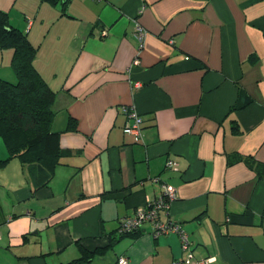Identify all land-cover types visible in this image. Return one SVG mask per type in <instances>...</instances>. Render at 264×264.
I'll use <instances>...</instances> for the list:
<instances>
[{
  "label": "crops",
  "instance_id": "0c3cea01",
  "mask_svg": "<svg viewBox=\"0 0 264 264\" xmlns=\"http://www.w3.org/2000/svg\"><path fill=\"white\" fill-rule=\"evenodd\" d=\"M0 10L37 48L67 151L46 185L17 158L0 167V264H169L183 255L177 233L154 236L148 221L134 236L117 230L162 183L176 196L159 217L182 225L195 258L264 264V0H0ZM11 55L0 48L7 80ZM129 105L139 142L122 130Z\"/></svg>",
  "mask_w": 264,
  "mask_h": 264
},
{
  "label": "trees",
  "instance_id": "16d2710c",
  "mask_svg": "<svg viewBox=\"0 0 264 264\" xmlns=\"http://www.w3.org/2000/svg\"><path fill=\"white\" fill-rule=\"evenodd\" d=\"M0 48L12 50L10 67L15 76L14 81L0 76V138L7 150V156L0 159V167L17 158L38 185H46L60 158L67 153L59 144V131L52 129L55 91L34 66L37 48L22 30L9 23L7 13L1 10ZM75 127V120L70 119L66 129ZM261 167L264 164L255 166L258 174L264 175ZM139 229L119 232V236H134ZM111 245L93 251L82 250L81 256L72 263L89 260Z\"/></svg>",
  "mask_w": 264,
  "mask_h": 264
},
{
  "label": "built area",
  "instance_id": "2783aa9c",
  "mask_svg": "<svg viewBox=\"0 0 264 264\" xmlns=\"http://www.w3.org/2000/svg\"><path fill=\"white\" fill-rule=\"evenodd\" d=\"M135 31L139 38L145 32V29L136 21ZM107 33L106 29L101 30V35ZM134 62H137L135 56ZM126 120L122 127L124 133L129 134L134 142H139L142 139V117L133 105L122 106ZM176 165V161L168 158L165 161V166L171 168ZM161 195L147 202L143 206H139L133 214H124L118 218L117 230L118 232H127L138 229L143 222H150L152 224V234L158 236L159 234L174 232L177 233L180 240V246L183 255L177 259L172 260L169 264H207L213 260V257L195 258L191 250V242L188 233L184 230L182 225L170 219L161 220L159 213L162 209L168 208L170 201L175 198V190L172 186L162 183ZM26 214L30 215L31 210L27 209ZM119 264H127V259L120 256L117 259Z\"/></svg>",
  "mask_w": 264,
  "mask_h": 264
},
{
  "label": "rangeland",
  "instance_id": "374dc122",
  "mask_svg": "<svg viewBox=\"0 0 264 264\" xmlns=\"http://www.w3.org/2000/svg\"><path fill=\"white\" fill-rule=\"evenodd\" d=\"M5 69V68H4ZM3 69V70H4ZM8 70H9V72L11 71L12 72V69H11V67L10 68H8ZM15 80V77H14V79H12V80H10V81H14Z\"/></svg>",
  "mask_w": 264,
  "mask_h": 264
}]
</instances>
